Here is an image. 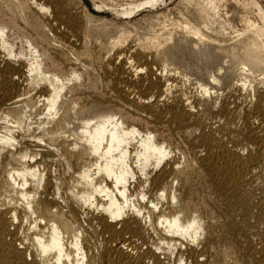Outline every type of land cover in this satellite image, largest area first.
<instances>
[{"label":"bare ground","instance_id":"6f19581e","mask_svg":"<svg viewBox=\"0 0 264 264\" xmlns=\"http://www.w3.org/2000/svg\"><path fill=\"white\" fill-rule=\"evenodd\" d=\"M218 1L0 0V264H264V13Z\"/></svg>","mask_w":264,"mask_h":264},{"label":"rangeland","instance_id":"374dc122","mask_svg":"<svg viewBox=\"0 0 264 264\" xmlns=\"http://www.w3.org/2000/svg\"><path fill=\"white\" fill-rule=\"evenodd\" d=\"M138 1L141 2L143 0H118L117 1L118 3L112 4L113 6L110 5L111 3H108L107 6L102 7L101 9H98L96 7V5L101 6V2H99V0H77V3L80 5V7L84 8L85 11L89 12L91 15H93L96 18L106 19L107 21H113L119 24L129 22L130 25L133 24L135 27L138 26L139 27L138 29L140 30L147 29L145 28L147 27L146 22L143 19L148 18L153 15L163 14L164 16H166L167 14V19L171 21H177L181 17L180 16L182 12L181 8H183L182 7L183 5H181L182 3L180 2L181 0H161V1H158L157 5L154 7L145 5L144 7L138 9L137 12L131 17L122 18L121 16L115 15L116 14L115 12H121L124 9L128 8L131 3H139ZM218 2H221L219 3L220 4L219 13L221 17L225 21H230V23H233L236 29H241V25L243 26L244 20L248 18L249 19L252 18L253 20L252 19L251 20L254 22L256 21V24L259 21L258 24H261V26L263 25L262 21L260 20L257 14L258 12L256 11L257 10L256 7L255 6L251 7V6L254 5V3H256L264 13V0H249V1L248 0H220ZM118 4H121V7ZM245 5H249V6H245ZM109 7H111L112 9H110ZM113 9L114 11L115 10L116 11L113 12ZM156 28H159V27H156ZM129 44H134V43L132 42V40H129L128 42L125 43L124 46H127Z\"/></svg>","mask_w":264,"mask_h":264}]
</instances>
